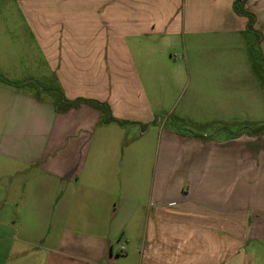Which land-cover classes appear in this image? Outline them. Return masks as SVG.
Returning <instances> with one entry per match:
<instances>
[{"label": "crops", "instance_id": "crops-1", "mask_svg": "<svg viewBox=\"0 0 264 264\" xmlns=\"http://www.w3.org/2000/svg\"><path fill=\"white\" fill-rule=\"evenodd\" d=\"M234 3L0 0V264H264V62ZM47 76L127 124L23 87Z\"/></svg>", "mask_w": 264, "mask_h": 264}, {"label": "trees", "instance_id": "trees-1", "mask_svg": "<svg viewBox=\"0 0 264 264\" xmlns=\"http://www.w3.org/2000/svg\"><path fill=\"white\" fill-rule=\"evenodd\" d=\"M234 10L238 15L245 17L248 20L247 31L254 33L256 37V41L251 47V57L255 64H257L258 62L262 64L264 62L263 58L260 55V43L262 41V35L260 32L254 29L256 18L254 14L248 10L247 0H235ZM0 82L9 86H16L14 85V83H11L1 76ZM26 86H32V88L36 91L37 96H44L45 99L51 101L55 107L56 112L65 113L73 109H78L81 105L86 104L100 111L101 124L103 125H109L112 123H119L121 125L127 124V122L115 119L111 114L109 105L106 103L87 99H76L74 101L68 100L64 96L62 89L55 80L53 84H41L38 82L36 84L23 85V87ZM255 132L264 133V126L257 129Z\"/></svg>", "mask_w": 264, "mask_h": 264}, {"label": "rangeland", "instance_id": "rangeland-1", "mask_svg": "<svg viewBox=\"0 0 264 264\" xmlns=\"http://www.w3.org/2000/svg\"><path fill=\"white\" fill-rule=\"evenodd\" d=\"M177 58H178V60H180V63H179L180 67H182V70L184 71V81H183V83L176 84V87H175L176 90H175V93L173 95V99H172L171 104L169 105V99H168V103L166 105V108L163 111L158 113L157 118L160 117L162 119H165L167 117V114H168L169 110L172 109L173 106H176V104L178 103V101L181 98V95L185 91V85L188 82V79H187V77H188L187 68H186V64H185V62H184V60L182 58V54L181 53H179V52L177 53ZM38 82L41 83V84H53L54 83V78L52 76H47L45 78L38 79ZM171 125H172V123H171ZM243 128L244 127L237 126L236 133L238 134V133H240V132H242L244 130H248V129H243ZM200 130L210 132L211 128L209 127V129H204V130L203 129H199V130L197 129L196 131L201 132ZM152 136H153V130H151L145 136V138H144L145 140H143V141L147 142V141L151 140Z\"/></svg>", "mask_w": 264, "mask_h": 264}]
</instances>
